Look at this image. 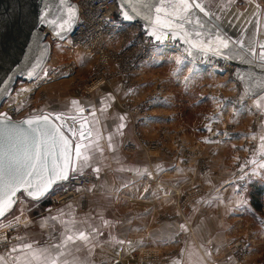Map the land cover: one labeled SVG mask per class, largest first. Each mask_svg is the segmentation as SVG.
I'll use <instances>...</instances> for the list:
<instances>
[{
    "label": "crops",
    "instance_id": "1",
    "mask_svg": "<svg viewBox=\"0 0 264 264\" xmlns=\"http://www.w3.org/2000/svg\"><path fill=\"white\" fill-rule=\"evenodd\" d=\"M218 1V4L224 5L222 1L229 0ZM257 1L262 7L261 27L264 30V0ZM205 8L214 14L210 17L212 20L215 21V15L221 17L216 22L227 31L231 27H242L252 15L251 11H246L247 3L242 0H232L222 13L217 12L212 6ZM67 44L70 45L68 42ZM72 48L77 49L73 46ZM75 50L73 54L77 56L75 59L77 70L81 71L82 75L88 73L92 57L79 49ZM196 68L184 59L182 65L173 69L176 75L159 79L169 90L163 99L151 104L150 114L145 119L142 131L145 137L161 135L162 143L159 150L147 152L143 148H138L134 152L123 150V145L131 139L132 133L128 115L121 105L130 98L136 100L143 98L153 87L156 77L143 74L142 83L133 89L125 88L121 81L115 79L111 84H100L84 92L81 90L80 79L75 77L76 73L73 76H69V73L63 74L60 79L41 85L36 95L44 99H38V105L34 106L29 115L59 111L75 113L69 109L70 102L76 100L85 106V112H88L89 105L95 106L96 118L100 121L98 127L103 137L114 132L121 122L119 117L125 114L126 127L123 129V135H116L114 138L117 145L115 151H108L106 140L100 141L104 148L103 157L97 154L93 162L102 169L99 178L91 167L86 169L94 175L93 182L87 187L92 189L91 191L86 189L87 193L81 197L53 208L46 205L45 211L38 216L32 217L30 211H25L21 215L20 205L14 207L3 219V223L14 221V218L19 216L21 223L17 227L20 237H24V240H17L11 246L31 241L43 245L48 232L52 229L42 228L41 220L64 209L65 212L74 210L78 220L87 218L88 223L98 227L103 233L98 241H94L88 247L81 246L80 250L74 253L83 264H98L100 261H113L117 258L122 259L125 264H175L177 261L179 264H247L246 257L235 249L234 244L239 243L237 241L239 235H236L235 231L242 223L248 206L243 208L237 206V201L243 196L236 191L223 186L222 189L218 188L219 191H212L214 186L221 187L218 185L219 181L226 178L230 163L228 145L222 144L218 148H213L212 143L204 142L206 139L211 140L205 137L209 118L216 116L218 112L210 113L205 118L203 128L197 126L195 121L190 123L187 120H192V116L197 117L201 106L211 105L214 95L218 92L210 88L204 97H200L202 96L198 86L200 82H218V79L213 76H202ZM186 77L189 78L187 82ZM220 84L222 89L231 91V82L219 81ZM243 91L245 93L244 89ZM109 94L114 99L109 98ZM251 97L253 101L256 98ZM102 100L106 102V107L110 105L104 113L99 111ZM211 108H216V105ZM211 108L207 111L210 112ZM246 115L247 110L240 108L238 119ZM223 119L224 111L219 121L215 123L222 125ZM260 122L262 127L260 133H257L259 138L264 136V114ZM245 137L246 133L239 131L238 139ZM185 145L193 148L200 146L209 151L211 156L207 161V170L201 171L198 158L189 159L184 154L182 148ZM121 167L146 168L151 173V178L147 175L140 177L133 172L118 171L117 169ZM160 168L164 170L160 171ZM125 184L129 186L123 187ZM186 187L195 190L183 191ZM185 194L189 196L180 204V199ZM204 201L211 203L206 204ZM29 203L30 201L26 200L28 209ZM68 205H71L72 209H68ZM101 217L103 220L114 222L115 226L103 227ZM25 221L30 222L27 227L24 225ZM182 224L186 226L187 231H181ZM61 230V226L55 224L57 235ZM116 240H123L126 243L121 245L116 243ZM141 248L157 249L160 253L159 260L136 262L130 253ZM5 253L0 252V255Z\"/></svg>",
    "mask_w": 264,
    "mask_h": 264
},
{
    "label": "snow or ice",
    "instance_id": "2",
    "mask_svg": "<svg viewBox=\"0 0 264 264\" xmlns=\"http://www.w3.org/2000/svg\"><path fill=\"white\" fill-rule=\"evenodd\" d=\"M49 2L50 0H45V7L39 17L40 23L50 26L54 35L64 40L76 26L78 9L68 0H57L60 8L56 10V18H50L53 9L48 7ZM119 3L123 21L132 22L137 19L147 21L146 35L154 37V41L161 45L169 38L174 43L179 40L185 46V58L213 56L218 59L237 60L245 64H252L255 60L264 67V42L252 40L246 45L242 40L237 41L228 36L218 22L213 23L212 28L206 32L207 25L197 12L202 13L204 17H211L214 14L206 10L201 0H155V2L154 0H119ZM220 19L219 15H215V21ZM185 58H177V65H182ZM38 67V64L33 65V69L26 73L28 80L34 79L35 69ZM47 75L48 73L45 72V76ZM239 78L246 79L244 76ZM11 79L12 77L9 76L8 80ZM185 79L187 82L189 78ZM256 84L257 89L260 90L259 95L256 89L248 87L245 96H255L254 107L264 114V79ZM3 91L7 89L0 90V94H3ZM109 98L114 99L111 94ZM243 100L244 97L238 103L242 104ZM105 103L104 100L101 101L99 109L101 113L106 112L107 107H110V105L106 107ZM227 103L230 102H221L218 114L209 118L206 130H212L211 123L219 121ZM70 104L69 111H74L76 113L74 115L44 113L14 121L7 113L0 112V227L14 229L19 225V216H16L14 221L3 223V219L17 204L20 205V213L23 215L25 211L30 210L26 207V200L35 206L62 188L65 182L83 176L89 167L99 178L102 169L93 162L97 154L103 157L104 148L100 143L102 139L107 141L108 151H115L117 145L114 143V138L116 135H123L126 114L119 117L121 122L114 132L103 137L98 127L100 121L96 118L95 106L89 105L88 115H85V106L79 101L73 100ZM236 115L234 109L233 116ZM252 138L256 139L255 135ZM259 141L255 155L240 167L241 175L238 178L240 184L234 189L238 194L247 189L248 184L253 182V177L264 178V160L261 159L264 157V136H260ZM204 142L220 141L206 139ZM244 150L248 151V149ZM117 170L133 172L140 177L147 175L151 178V173L146 168L121 167ZM128 186V184L123 185V187ZM81 190L77 188V191ZM91 190L87 189V191ZM204 203L210 204L211 201ZM247 203L248 201L241 197L237 201V206L243 208ZM67 208L72 209V206L68 205ZM101 219L103 220L102 217ZM28 223L30 222H24L25 227ZM55 224H59L62 229L58 235L55 232ZM102 226L115 225L112 221L103 220ZM41 227L52 229L48 232L47 240L43 245L37 241L12 245L4 255H0V264H83L74 253L78 252L81 246L92 245L103 235L98 227L88 223L87 218L78 220L74 210L65 212L61 209L56 215L44 217L41 220ZM180 229L187 231L183 224L180 225ZM13 239L23 241L24 237L18 236ZM116 243L123 245L126 242L116 240ZM6 244H10L8 238L0 236V247ZM89 252L91 254V249Z\"/></svg>",
    "mask_w": 264,
    "mask_h": 264
},
{
    "label": "built area",
    "instance_id": "3",
    "mask_svg": "<svg viewBox=\"0 0 264 264\" xmlns=\"http://www.w3.org/2000/svg\"><path fill=\"white\" fill-rule=\"evenodd\" d=\"M72 1L78 9V19L76 26L64 40L73 47L81 50L84 54L92 57L91 72L86 82V87L93 88L104 83L111 84L113 80L118 79L125 88H137L142 83V68L146 65H150L159 53H178L183 58L186 57L184 48L177 41L174 43L172 40L169 41V39H167L164 44L161 45L159 42L144 40L141 29L134 22L120 20V9L117 7L114 0ZM50 34L51 33L47 31L44 33L47 40ZM185 59L193 66H210V72H215L221 76L228 75L234 82L233 91H235L236 94L234 97L237 104L236 106L244 109L247 107H254L252 97L245 96L241 83L231 74L230 67L232 64L222 60L211 62L207 59L202 61L199 59ZM214 64L216 68L212 70L211 66ZM220 69H223V71H220ZM38 73L36 75H38ZM13 85L3 101L11 95ZM165 93L166 87L159 84L156 85V88L148 91L141 100L130 98L121 105L128 115L132 133V138L123 145V150L125 152L136 150L138 146H144V148L149 151L157 150V148L160 149V142H148L142 139L140 137V129L145 119L150 114L149 109L151 104L156 100L163 99ZM242 97H244L243 103H238ZM2 103L3 102L0 104V112L3 111L7 113L12 119H19L31 113L21 114L20 110L17 111L19 107H17L15 103L6 105ZM255 112L258 119L261 121L262 113L256 110ZM211 134H213V131ZM224 134V132H220V138H226ZM211 136L212 135H210L209 138H211ZM93 180L94 175L92 172L85 170L83 176L78 177L76 180L65 182L62 188L48 198H45L49 201L47 207L53 208L54 206L64 204L79 196L81 197L86 193L85 190L87 186L92 183ZM148 182L150 183L151 180ZM77 188L82 190L77 191ZM64 189H66V191ZM242 192L243 191H241V193ZM2 233L4 234V232ZM14 237H17V235L15 234L8 239L10 244L0 247L1 252H6L11 244L17 241L13 239ZM130 255L134 259H137L138 262L142 263L156 261L159 260L160 257L159 251L154 248L136 249L131 252ZM98 264L125 263L122 259L117 258L113 261H100Z\"/></svg>",
    "mask_w": 264,
    "mask_h": 264
},
{
    "label": "rangeland",
    "instance_id": "4",
    "mask_svg": "<svg viewBox=\"0 0 264 264\" xmlns=\"http://www.w3.org/2000/svg\"><path fill=\"white\" fill-rule=\"evenodd\" d=\"M202 3L205 6H212L214 9L216 8L217 12H223L221 9L227 8L229 1L225 2L224 5L218 4V0H201ZM240 1V0H237ZM243 2L246 0H242ZM49 44H50V51L46 58V61L41 69V71L34 77L32 80L27 79H18L15 84L13 85L12 93L9 96V98L5 99V101H2V104H10L15 103L17 107H19V110L21 114L28 113L34 110V106L38 105L37 101L38 99H44V97H38L37 92L39 91V88H41L43 84H45L48 81H55L57 79H60V76L63 74L69 73V76L77 74L75 77H78L80 80V86H82L81 90L84 92H87L90 90L89 87H86V82L88 80L89 74L91 72V67L88 73L81 74V71H78V67L76 65L75 59L77 56L73 54V51L75 50L72 48V46L68 45L67 42H64L63 40H60L56 37H52L51 34L49 35ZM77 50V49H76ZM75 50V51H76ZM80 51V50H79ZM177 58H181V55L178 53L172 54L170 52H163L159 53V55L155 58V60L150 64L146 65L142 68L141 75H151L152 77H156V80L153 82V87L150 89L156 88V85L162 84L164 87H166V93L164 94V97L167 95L169 88L167 85L162 81L159 80L160 78L164 77H172L175 69L178 65L176 63ZM92 63V62H91ZM180 66V65H179ZM208 67H197L202 74V76L206 77H216L218 79L214 82H200L198 85L200 88V97H204L210 88L212 90L218 91L213 99L212 104L207 106H201L198 110L197 117L192 116L191 119H187L192 123L195 121L197 123V126L204 127L205 125V118H207L210 113L215 114L219 111L218 105L221 104V102H230L226 104V108L224 110V119L222 122V125H218L215 122H213L211 125L213 129L211 131L205 130V137L211 136L212 141H220V142H212L213 148L219 147L222 144L228 145L229 149V168L227 172V176L225 179L219 181V184L221 187L213 188L212 191H219L222 186L223 188L230 189L231 191H235L240 182H239V176L240 173V167L241 165L245 164V162L255 155L256 152V146L257 143H259V137L257 136L262 127V123L257 117V114H255V108H246L244 110H247V115L244 116L241 119H238L240 108L236 106V100H234V97L236 96L234 90V82L230 77L227 75H219L215 72H210ZM177 70V69H176ZM45 72L48 73L47 76H45ZM83 76V77H81ZM219 81H224V83L231 82V91L227 92L225 89L221 88V84L219 85ZM214 83V84H213ZM21 89H26V91H21ZM158 89V88H157ZM137 99V100H141ZM136 100V99H135ZM19 101V103H18ZM203 105V104H202ZM216 108H211L212 106H215ZM238 107V108H237ZM210 112L207 111L210 109ZM234 109L237 112V115L233 116ZM150 112V109H149ZM28 115V114H26ZM131 128V127H130ZM143 126L140 129V137L144 140H147L148 142H161V135H158L156 137H145L143 135ZM213 131V134H211ZM239 131L245 132L246 137L238 139ZM224 132L227 135H224L226 138H220L221 136L216 135V133ZM258 133V134H257ZM253 135H255L256 139H253ZM132 138V135H131ZM187 145V144H186ZM183 146V151L186 156L190 159L192 158H198L199 159V168L201 171H205L208 169V159L210 158V153L208 150H204L203 147H188ZM195 146V145H194ZM138 148H143L146 152L148 151L144 146H138ZM211 148V150L213 149ZM136 149V150H137ZM150 149V148H149ZM152 149V148H151ZM244 149H248V151H245ZM157 150H159L157 148ZM135 150L131 151L134 152ZM215 151V149H214ZM161 152V150H160ZM173 154V152H172ZM264 160V157L261 158ZM248 169L246 168L245 171ZM235 181L236 183H233ZM253 182H250L247 186V189L240 192V196H243L245 200L248 201L247 203V213H245L243 217L242 223L237 228L236 235L238 236V242L233 244L232 246L241 252L243 256L247 259V264H264V206H262L259 209H256L252 206L251 200L252 195L256 192V189L258 187H261L264 185V178L260 177H253ZM216 182V181H215ZM89 186V185H88ZM87 186V187H88ZM200 189V185H199ZM195 188L186 187L183 191H194ZM86 191V190H85ZM87 193V192H86ZM85 193V194H86ZM187 193V192H186ZM189 194L183 195V197L180 199V204L183 203V201L188 198ZM80 197V196H79ZM262 202L264 203V198H261ZM49 202V201H48ZM28 207L30 208V214L31 216H38L43 211H45L46 205L38 207L37 204L33 206V203L30 202L28 204ZM16 209V208H15ZM21 223V220H20ZM7 224V223H5ZM4 232L5 236L9 239L13 235H19L18 227H15L14 229L4 228L0 227V236H4L2 233ZM15 233V234H14ZM1 252V251H0ZM139 252V251H138ZM136 257V256H135ZM136 262L137 259H134ZM141 263V262H139Z\"/></svg>",
    "mask_w": 264,
    "mask_h": 264
},
{
    "label": "water",
    "instance_id": "5",
    "mask_svg": "<svg viewBox=\"0 0 264 264\" xmlns=\"http://www.w3.org/2000/svg\"><path fill=\"white\" fill-rule=\"evenodd\" d=\"M114 1L120 9L121 16L119 0ZM246 1V11L252 12L248 22L242 27H231L232 29L230 28L229 31L221 27L226 30L228 36L237 41L242 40L246 45L252 40L264 42V30L261 27L262 7L257 0ZM68 2L76 7L72 0H68ZM257 5L259 7H257ZM44 7L45 0H0V90L7 89V91H3V94H0V104L18 78L27 79L26 73L33 69V65L38 64L39 67L35 69L36 75L42 69L46 61L50 51V44L45 38L44 33L47 31L51 33L52 37L56 36L50 26L40 23L39 17ZM48 7L53 9L50 18H56V10L60 8L57 0H50ZM197 15L207 25L206 32L212 28L213 23H216V21L212 20L210 17H204L202 13L197 12ZM120 20H122V18H120ZM132 22L141 29L144 40L155 42L154 37L146 35V29L148 28L147 21L137 19ZM170 40L171 38H169V41ZM177 42L180 43L179 40ZM182 47L184 48L185 46L182 45ZM188 58L199 59L200 61L207 59L211 62L216 60L229 62L232 64L230 67L231 74L241 83L243 89L246 90V88L251 87L256 89L257 95H259L260 90L257 89L256 82L264 79V67H261L257 61L253 60L252 64H245L237 60L218 59L213 56L207 58L200 56ZM250 59L252 58L250 57ZM9 76L12 77L11 80H8ZM241 76L246 77V79H240L239 77ZM44 113L65 112H43L38 114ZM65 114L74 115L76 113ZM32 115L36 114L26 115L13 120L21 121ZM85 115H88V112H85Z\"/></svg>",
    "mask_w": 264,
    "mask_h": 264
},
{
    "label": "trees",
    "instance_id": "6",
    "mask_svg": "<svg viewBox=\"0 0 264 264\" xmlns=\"http://www.w3.org/2000/svg\"><path fill=\"white\" fill-rule=\"evenodd\" d=\"M261 198H264V185H262L261 187H258L256 189V192L252 195L251 203H252V206L254 208L259 209L262 206H264V203L262 202ZM47 204H48V200L43 199L37 204V206L38 207H40V206L44 207Z\"/></svg>",
    "mask_w": 264,
    "mask_h": 264
},
{
    "label": "bare ground",
    "instance_id": "7",
    "mask_svg": "<svg viewBox=\"0 0 264 264\" xmlns=\"http://www.w3.org/2000/svg\"><path fill=\"white\" fill-rule=\"evenodd\" d=\"M212 67V70H214L216 68L215 64L211 66Z\"/></svg>",
    "mask_w": 264,
    "mask_h": 264
}]
</instances>
